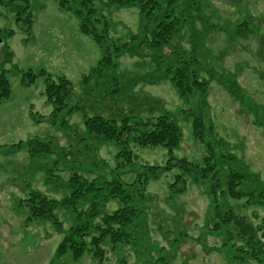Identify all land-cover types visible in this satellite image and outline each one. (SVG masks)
Here are the masks:
<instances>
[{"label":"rangeland","instance_id":"1","mask_svg":"<svg viewBox=\"0 0 264 264\" xmlns=\"http://www.w3.org/2000/svg\"><path fill=\"white\" fill-rule=\"evenodd\" d=\"M94 5L111 26L103 45L83 33L74 14L61 8L58 0L0 2V71H6L10 87L8 98L0 101V264H116L118 257L109 246L99 262L87 250L76 260L57 257L71 216L57 203L53 217L62 222L58 228L52 218H29L24 204L32 192L57 200L65 197L73 173L90 180L109 177L116 169L120 145L91 140L85 125L89 116L120 122L124 117L145 119L166 113L179 125L180 143L171 154L160 145L141 147L131 142L136 168L163 165L170 155L200 161L204 145L193 135L191 121L202 111L211 122L217 150L232 152L242 169L256 176L254 186L264 183V0L184 4L188 20L176 27L169 44L160 46L149 42L151 29L136 6L118 7L109 0H94ZM123 42L127 44L114 49V44ZM105 46L113 65L91 72ZM178 54L202 57L198 77L208 81L204 93L188 99L178 94L169 76ZM24 72L35 74L33 81L25 83ZM60 76L70 81L72 95L65 106L55 109L46 98L45 84L47 77L57 81ZM37 141L49 143L53 151H39ZM178 172L173 168L146 184L153 198L151 240L168 249L169 264H229L223 252L210 249L221 244L219 238L188 240L175 252L160 231L166 225L174 227L171 219L165 221L167 213H175L166 198ZM122 178L132 181L135 174L126 172ZM173 197L176 208L183 211L182 219L190 221L187 233L198 236L208 204L202 187L187 181L185 193ZM232 203L241 206L246 201ZM118 205L111 201L107 210ZM242 212L256 224L264 219L262 206H246ZM129 250L124 247L122 254L132 262L135 255Z\"/></svg>","mask_w":264,"mask_h":264},{"label":"trees","instance_id":"2","mask_svg":"<svg viewBox=\"0 0 264 264\" xmlns=\"http://www.w3.org/2000/svg\"><path fill=\"white\" fill-rule=\"evenodd\" d=\"M2 1L4 0H0ZM109 1L118 7L136 6L144 24L151 29L149 42L160 46L169 44L176 27L188 20L182 8L184 4L192 5L194 0ZM58 3L61 8L74 14L83 33L91 35L99 45L107 42L110 22L97 10L94 0H58ZM126 44L127 42L114 44V49ZM104 51L97 67L91 72H99L103 66L113 65L110 48L105 46ZM202 60V57L178 54L170 64L169 76L181 97L188 99L206 91L207 79L198 77V66H201ZM34 75L24 72L22 79L29 83L33 81ZM9 94L6 71L1 70L0 101L8 98ZM45 94L47 100L55 105V109H61L72 95L71 83L64 76L58 77L57 81L47 77ZM206 116L201 111L195 113L191 121L193 135L204 145L205 153L200 161L194 162L186 157L175 158L170 155L163 165L143 164L136 168L130 143L141 147L160 145L171 154L173 148L180 143L179 125L166 113L145 119L130 120L129 117H124L120 122L102 115L87 117L86 132L91 140L120 145L117 154L120 161L117 162L116 169L111 171L109 177H94L90 180L73 173L67 180L70 186L69 194L59 200L48 198L39 192H32L24 199L29 218H52L54 224L61 228L62 222L53 217V208L57 203L71 216L72 223L63 231L55 251L56 256L76 260L87 250L92 259L99 262L104 258L109 246L118 257L116 264H169L172 255H169L168 249L162 248L158 240H151L149 218H154L151 212L153 198L145 187L148 181L177 168L179 172L169 183L171 195L166 198L167 205L172 207L175 213H167L165 216V221L171 219L174 227L170 229L169 225H166L163 232L159 228L161 226H157L172 250L177 252L185 241L194 239L200 243L203 238L211 236L219 238L221 244L210 249L223 252L227 263L264 264V235L260 234L264 228V219L256 224L242 212L246 206L264 208V183L254 186L252 182L257 179L256 176L248 175L232 152L217 150L218 143L210 136L212 125ZM37 143L39 151H53L49 143ZM130 171L134 172L135 178L126 181L122 176ZM187 181L201 186L208 200L198 236L187 233L186 228L190 226V221L182 219L183 211L176 208L173 197L185 193ZM243 198L246 203L241 206L232 203ZM114 200L119 205L109 212L107 205ZM124 247H128L135 255L134 261L128 262L125 259L122 254Z\"/></svg>","mask_w":264,"mask_h":264}]
</instances>
